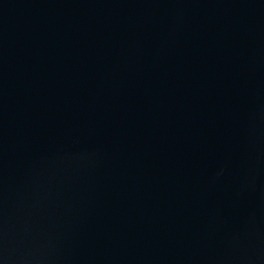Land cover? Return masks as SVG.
<instances>
[{
  "label": "water",
  "instance_id": "water-1",
  "mask_svg": "<svg viewBox=\"0 0 264 264\" xmlns=\"http://www.w3.org/2000/svg\"><path fill=\"white\" fill-rule=\"evenodd\" d=\"M0 264H264V0H0Z\"/></svg>",
  "mask_w": 264,
  "mask_h": 264
}]
</instances>
